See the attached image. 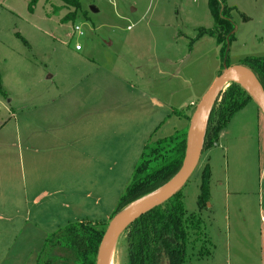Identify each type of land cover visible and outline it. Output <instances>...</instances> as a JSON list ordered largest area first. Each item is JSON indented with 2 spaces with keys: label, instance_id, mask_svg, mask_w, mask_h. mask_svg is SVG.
I'll return each mask as SVG.
<instances>
[{
  "label": "rangeland",
  "instance_id": "obj_1",
  "mask_svg": "<svg viewBox=\"0 0 264 264\" xmlns=\"http://www.w3.org/2000/svg\"><path fill=\"white\" fill-rule=\"evenodd\" d=\"M224 5L228 63L264 56V0ZM213 26L208 0H0V264H39L45 249L42 264H76L46 239L77 221L109 222L145 146L188 131L226 64L216 39L198 36ZM207 166L200 215L214 249L185 264H246V243L256 257L264 239V114L254 101L201 153L182 192L189 213ZM125 255L122 234L114 264Z\"/></svg>",
  "mask_w": 264,
  "mask_h": 264
},
{
  "label": "trees",
  "instance_id": "obj_2",
  "mask_svg": "<svg viewBox=\"0 0 264 264\" xmlns=\"http://www.w3.org/2000/svg\"><path fill=\"white\" fill-rule=\"evenodd\" d=\"M224 1L208 0L214 26L209 29L201 28L198 36L209 35L216 39L221 47L222 59L226 62L225 67H228V44L234 38V25L231 21L233 8L224 5ZM241 64L252 70L264 89V56L246 57ZM1 83L0 77V91ZM220 98L212 110L202 152L216 144L231 118L253 101L234 82L229 84ZM187 111L188 108L183 113L189 119ZM186 136V131L176 130L173 135L160 138L155 145L149 143L145 146L133 178L118 201L115 214L127 204L162 187L177 174L185 152ZM209 179L210 169L207 166L203 171L201 193L198 197L199 212L187 211L182 189L168 202L140 216L124 231L126 264H185L193 256L202 259L212 255L214 246L200 215V211L209 201ZM108 223L85 220L71 223L53 234L52 238L48 237L46 248L56 238L57 242L71 252L76 264H96L98 246ZM43 256L39 264H42Z\"/></svg>",
  "mask_w": 264,
  "mask_h": 264
},
{
  "label": "water",
  "instance_id": "obj_3",
  "mask_svg": "<svg viewBox=\"0 0 264 264\" xmlns=\"http://www.w3.org/2000/svg\"><path fill=\"white\" fill-rule=\"evenodd\" d=\"M91 10L93 12L99 11L96 6H91ZM233 82L239 84L249 94L264 114V89L252 70L242 64L224 67L195 107L187 131L185 152L179 171L165 185L144 196L156 192L157 190L165 187L171 181L174 182L165 188L160 194L150 198L138 206L129 208L133 202L130 203L110 219L98 246L96 264H107L111 245L114 241H116L117 244L119 237L136 219L154 208L168 202L188 183L201 157L204 138L212 110L216 102L220 99L225 87ZM200 136L202 137L200 156L195 164L193 161V152L196 141Z\"/></svg>",
  "mask_w": 264,
  "mask_h": 264
},
{
  "label": "bare ground",
  "instance_id": "obj_4",
  "mask_svg": "<svg viewBox=\"0 0 264 264\" xmlns=\"http://www.w3.org/2000/svg\"><path fill=\"white\" fill-rule=\"evenodd\" d=\"M201 144H202V137L200 136L195 144V148H194V152H193V161L196 164L199 156H200V150H201ZM174 181H171L170 183H168L165 187L157 190L156 192L149 194L147 196H144L138 200H136L135 202H133L129 208H133L135 206H138L144 202H146L147 200H149L150 198L160 194L165 188H167L168 186H170ZM128 205V204H127ZM115 253H116V241L113 242V244L111 245V249L109 252V256H108V260H107V264H114V257H115Z\"/></svg>",
  "mask_w": 264,
  "mask_h": 264
},
{
  "label": "crops",
  "instance_id": "obj_5",
  "mask_svg": "<svg viewBox=\"0 0 264 264\" xmlns=\"http://www.w3.org/2000/svg\"><path fill=\"white\" fill-rule=\"evenodd\" d=\"M246 244H247L248 247H250V246L253 247V243H251L252 245H250V246H249L248 243H246ZM45 246L46 245H44V247ZM262 246L263 247L261 249L260 255L259 256H256V257H255L254 254L251 253L252 250H250V248L247 247V250H244V261H242L241 263H244L245 262L246 264H264V239H263V242H262Z\"/></svg>",
  "mask_w": 264,
  "mask_h": 264
},
{
  "label": "built area",
  "instance_id": "obj_6",
  "mask_svg": "<svg viewBox=\"0 0 264 264\" xmlns=\"http://www.w3.org/2000/svg\"><path fill=\"white\" fill-rule=\"evenodd\" d=\"M74 28H75V31H77L79 34H81V35L83 34L80 26L76 25ZM75 47H76L77 50L81 49L79 44H77Z\"/></svg>",
  "mask_w": 264,
  "mask_h": 264
},
{
  "label": "flooded vegetation",
  "instance_id": "obj_7",
  "mask_svg": "<svg viewBox=\"0 0 264 264\" xmlns=\"http://www.w3.org/2000/svg\"><path fill=\"white\" fill-rule=\"evenodd\" d=\"M65 256H68V255H65ZM56 263H58V262H56ZM56 263H55V264H56Z\"/></svg>",
  "mask_w": 264,
  "mask_h": 264
}]
</instances>
